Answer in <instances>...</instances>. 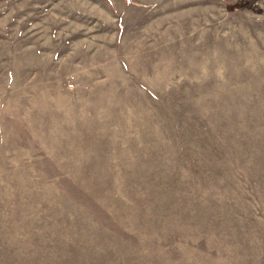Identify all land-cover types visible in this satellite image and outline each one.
I'll return each instance as SVG.
<instances>
[{
    "label": "rangeland",
    "instance_id": "obj_1",
    "mask_svg": "<svg viewBox=\"0 0 264 264\" xmlns=\"http://www.w3.org/2000/svg\"><path fill=\"white\" fill-rule=\"evenodd\" d=\"M0 264H264V0H0Z\"/></svg>",
    "mask_w": 264,
    "mask_h": 264
}]
</instances>
